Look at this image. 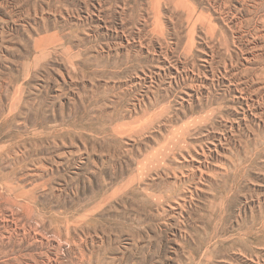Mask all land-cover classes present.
Here are the masks:
<instances>
[{"label": "rangeland", "instance_id": "obj_1", "mask_svg": "<svg viewBox=\"0 0 264 264\" xmlns=\"http://www.w3.org/2000/svg\"><path fill=\"white\" fill-rule=\"evenodd\" d=\"M0 264H264V0H0Z\"/></svg>", "mask_w": 264, "mask_h": 264}, {"label": "bare ground", "instance_id": "obj_2", "mask_svg": "<svg viewBox=\"0 0 264 264\" xmlns=\"http://www.w3.org/2000/svg\"><path fill=\"white\" fill-rule=\"evenodd\" d=\"M143 159V158H142ZM223 187H225V186H223ZM223 190V189H222ZM224 209V208H223Z\"/></svg>", "mask_w": 264, "mask_h": 264}]
</instances>
